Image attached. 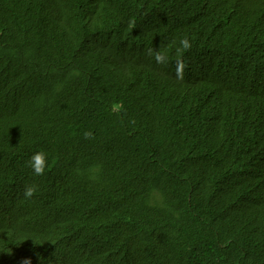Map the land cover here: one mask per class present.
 <instances>
[{
  "label": "trees",
  "instance_id": "obj_1",
  "mask_svg": "<svg viewBox=\"0 0 264 264\" xmlns=\"http://www.w3.org/2000/svg\"><path fill=\"white\" fill-rule=\"evenodd\" d=\"M155 1L0 0V264L6 246L8 264H23L29 258H18L15 248L53 242L60 250L35 257L48 264H193L170 226L181 188L156 184L158 198L136 185L149 187L164 168L187 166L188 156H214L213 185L231 175L246 184L263 176L254 162H264V137L253 149L241 139L246 128L264 127H254L249 104L262 102L249 85L264 79V0H169L144 12ZM89 11L100 25L87 23ZM185 37V65L193 54L207 55L213 81L187 72L176 78ZM157 51L166 64L156 63ZM115 68L123 81L111 74ZM171 87L189 94L174 99ZM131 95L142 100V113ZM118 102L123 108L115 112ZM204 129L209 142L194 141ZM40 151L47 167L37 177L28 161ZM28 185L37 190L26 199ZM245 202L250 220L234 235L243 247L232 258L264 264L247 252L264 249L253 246L264 245V199ZM9 209L19 211L1 217ZM133 215L158 230L136 231L126 218Z\"/></svg>",
  "mask_w": 264,
  "mask_h": 264
},
{
  "label": "bare ground",
  "instance_id": "obj_2",
  "mask_svg": "<svg viewBox=\"0 0 264 264\" xmlns=\"http://www.w3.org/2000/svg\"><path fill=\"white\" fill-rule=\"evenodd\" d=\"M169 0H157L150 2L147 5H143L144 12H148L151 15L154 11L149 10L148 7L159 8L162 4H165ZM243 3V2H242ZM245 4V3H244ZM87 23L89 25H100L99 19L92 17V11L85 13ZM108 24V22H107ZM163 50L169 51L167 47H161ZM193 62L191 66H186L184 72L189 73L192 77L199 78L201 80L213 81L216 74L212 73L213 64L206 62L207 55L193 54ZM176 68V66H174ZM252 72V68L248 66ZM109 70V69H108ZM111 74L119 81L124 80L123 73L115 68L110 71ZM264 76V70L260 71ZM153 83H159V80L153 79ZM250 93L252 96L259 97L262 102L251 101L249 102L251 110L255 111V124L254 127H259L264 123V115L261 112L264 110V79L259 78L250 84ZM172 98L179 99L181 96H187L189 93H184L177 87H171L169 90ZM193 97L197 92H190ZM130 98L134 104H137V108H140V113L143 111L142 100L137 96L131 95ZM190 99V98H187ZM121 104V102H118ZM257 107V108H256ZM129 119V118H127ZM149 127L151 123H147ZM206 127L208 125L206 124ZM244 128H246L244 126ZM247 133L241 139L242 147H253V140L264 137V127L255 132L251 129H245ZM211 139V134L208 129H204L200 133L194 136V141L208 143ZM157 153L153 156H159V151L153 150ZM187 149V147H186ZM186 153V151H184ZM187 155V154H186ZM236 166H239L242 162V158L238 157V151L236 154ZM204 158L196 160V158H190V163L182 168L175 167L164 168L159 177L153 179L149 187L136 185L143 192L156 195L157 186H170V184L177 185L181 188L179 194L182 200H178L179 209L171 217V227L175 233L179 236V242L182 244L184 251L192 258L193 264H237L232 258V254L235 253L240 247H243L242 243L234 238V235L241 231L250 220V208L245 202V198H250L251 201L264 199V174L261 177H251L248 179V183L242 178L235 175L224 177L218 184L213 185V171L212 169L218 162L215 161L213 155L203 156ZM177 158L182 165L184 160L183 155H177ZM177 163H172V166ZM178 165V164H177ZM254 165L258 166L261 170H264V162H254ZM210 173V179L208 182L202 180ZM158 198L160 196L156 195ZM194 200V201H192ZM218 211L215 213V211ZM19 209H9L1 217L5 218L9 214L17 213ZM136 213H143L142 210H135ZM220 217V223H214V217ZM128 222L135 228L136 231H143L147 228L156 232L155 228L148 220L136 219L135 215L126 216ZM202 220L206 222L203 223ZM211 228H217L212 230ZM15 238L21 241L28 240L27 238L19 237ZM55 237H53L54 239ZM189 240H192L189 243ZM40 241V240H35ZM256 248L264 245L253 244ZM13 248V247H12ZM9 246L4 247L2 254H5L6 262L11 260V257L7 254ZM55 250H60L53 242L51 244H39L37 246H31L27 248H15V254L18 258L28 257L23 264H48L42 258H36V254L51 255ZM251 258L258 260H264L263 251L256 253L254 250L247 251ZM64 264H67L65 260Z\"/></svg>",
  "mask_w": 264,
  "mask_h": 264
},
{
  "label": "clouds",
  "instance_id": "obj_3",
  "mask_svg": "<svg viewBox=\"0 0 264 264\" xmlns=\"http://www.w3.org/2000/svg\"><path fill=\"white\" fill-rule=\"evenodd\" d=\"M190 48H191V43L187 37L180 40V47H178L176 49L177 55L180 57L176 61V71H175V75H176V78L178 80H183L184 69L186 67V65L183 61V58H182V53H183V51L189 50ZM152 51L153 50H151V49L149 50V55H152ZM154 59H155L156 63H158V64H166V62H167L166 56L159 51L155 52ZM112 108H113V111L119 112L120 110H122L123 105L122 104H114L112 106ZM84 136L86 139L91 138L92 133L90 131L85 132ZM28 166L33 169V175L34 176L38 177V176L44 175L45 169L47 167L46 154L43 151L34 153L28 161ZM36 190H37L36 185L26 186L25 191H24L25 198L27 199V198L33 197Z\"/></svg>",
  "mask_w": 264,
  "mask_h": 264
}]
</instances>
